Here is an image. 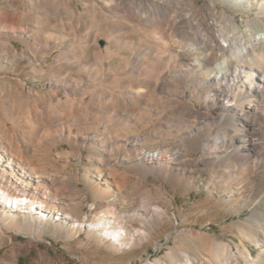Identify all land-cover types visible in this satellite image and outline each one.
Wrapping results in <instances>:
<instances>
[{"label":"bare ground","instance_id":"6f19581e","mask_svg":"<svg viewBox=\"0 0 264 264\" xmlns=\"http://www.w3.org/2000/svg\"><path fill=\"white\" fill-rule=\"evenodd\" d=\"M84 1L83 11L74 9L70 0L62 11L58 0L51 1L53 15L65 24L57 21L46 27L26 23V15L18 14L16 8L7 16L0 8V63L13 67L17 58H23L14 47L13 40H17L31 55L37 53L39 62H45L55 45L61 60L51 69L66 71L64 78L47 80L49 89L0 91L1 218L15 217L22 209L37 215L34 204L42 185L53 186L49 167L56 162L50 158L51 150L62 142L74 147L75 142H70L73 129L78 130V146L88 148L99 162H104V155H123L125 163H159L165 157L146 154L145 146L160 150L164 140L181 143L188 139L204 153L219 156L264 153V0H207L212 24L207 15L197 13V0ZM219 5L242 9L251 16L249 23L263 27L257 35L250 24L249 29L235 30L234 16ZM107 9L111 11L105 15ZM82 14L89 22L83 31L78 24ZM222 16L227 22L219 20ZM213 31L226 47L219 46ZM100 36L108 42L104 50L98 45ZM131 50L135 55L129 62ZM127 68L131 70L122 75ZM37 70L38 74L41 68L37 66ZM73 73L81 77L77 79ZM162 79L176 84L155 98ZM106 87L112 91L103 89ZM194 101L204 106L197 107ZM157 102L159 111L173 107L159 117L168 124L175 122L171 138H164L161 123L155 120L157 109L151 106ZM139 110L143 112L135 114ZM7 122L14 127H8ZM124 123L128 129L120 126ZM213 133L219 135L220 146L211 145ZM243 189L237 195H242ZM7 200L15 209H8ZM101 225L114 246L126 244L125 230L115 221L103 220ZM184 237L206 257L198 264H264L259 257L249 261L252 254L248 249L234 251L210 237L199 243L205 254L187 234ZM142 239H147L145 231H133L126 245L135 246ZM256 244L264 245V230ZM186 261L196 264L188 253Z\"/></svg>","mask_w":264,"mask_h":264},{"label":"rangeland","instance_id":"374dc122","mask_svg":"<svg viewBox=\"0 0 264 264\" xmlns=\"http://www.w3.org/2000/svg\"><path fill=\"white\" fill-rule=\"evenodd\" d=\"M51 1L0 0V8L5 16L16 8L18 14L26 15V23L46 27L58 21L53 15ZM66 1L58 0L61 11ZM70 1L77 11L84 10L86 1ZM206 2L197 0L194 7L197 13L207 15L212 24L213 17L205 7ZM218 7L234 16L235 30L244 31L250 24L255 29L253 34L257 35L263 27L259 23H249L251 16L242 9ZM110 11L107 9L103 13L108 15ZM81 17L78 24L83 31L89 22L88 16L82 14ZM225 18L219 20L227 22ZM60 23L63 25L65 21ZM213 33L219 46L226 47L227 43L218 33ZM13 42L23 58H17L13 67L0 63V91L26 89L28 93V89H49L48 79L64 78L66 71L51 69L56 60H61V51L55 45L45 65L39 62L37 53L31 55L26 50L25 44ZM98 45L104 50L108 46L107 39L100 36ZM131 53L129 62L135 55L133 50ZM215 54L222 55L217 51ZM36 64L41 68L38 74ZM130 70L127 68L121 74L126 75ZM73 74L77 79L81 77ZM83 77L89 81V77ZM174 84L175 80L162 79L161 86L155 88L159 90H155L154 97H162ZM103 89L112 91L109 87ZM58 95L61 96L60 92ZM194 104L204 106L201 101H194ZM159 107L158 102L151 106L157 109L155 120L161 123L164 138H171L175 122L168 124L166 119L159 117L173 107L163 111H159ZM139 112L143 110L135 114ZM132 121H136L135 115ZM7 126L13 128L14 124L7 122ZM120 126L128 127L125 123ZM70 134L73 138L70 142L76 144L74 147L62 142L51 150L50 158L56 162L49 167L53 186L42 185L34 204L37 215L22 209L15 217H0V264H187L186 253L198 264L206 257L194 249L184 234L198 244L201 239L210 237L234 251L248 249L252 254L248 257L251 262L258 257L264 260V245L256 244L264 230L263 152L249 157L230 152L219 156L204 153L199 145L188 139L181 143L164 140L160 150L145 146L146 154L165 157L159 163L155 160L125 163L121 159L123 155L121 158L104 155L101 156L104 162H99L88 148L78 146L77 129ZM218 138L216 133L211 135L212 146H220ZM240 188H244L243 193L237 195ZM7 201L8 209H15V205ZM107 219L125 230L126 244L133 231H145L147 239L137 240L135 246H114L102 231L101 222ZM200 248L208 254L204 247L200 245Z\"/></svg>","mask_w":264,"mask_h":264}]
</instances>
